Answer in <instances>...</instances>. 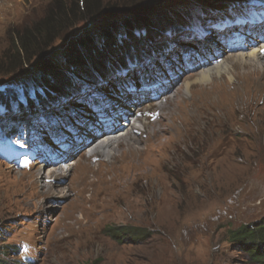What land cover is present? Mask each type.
I'll list each match as a JSON object with an SVG mask.
<instances>
[{"label":"rangeland","instance_id":"obj_1","mask_svg":"<svg viewBox=\"0 0 264 264\" xmlns=\"http://www.w3.org/2000/svg\"><path fill=\"white\" fill-rule=\"evenodd\" d=\"M97 1V15L75 11L17 66L19 36L57 4L70 13L77 0H0V140L20 138L48 162L66 150L62 168L80 159L79 136L110 122L113 108L121 112L156 90L136 103L147 108L141 130L167 129L169 112L156 106L167 86L176 93L182 79L228 61L246 38L264 41V0ZM243 72L236 67L232 82L197 84L172 105L165 97L157 103L175 107L176 122L150 164L133 172L115 159L113 169L87 154L82 176L60 185L70 197L41 195L35 210L20 202L18 188L53 164L0 158V257L8 264H258L228 237L264 222V89ZM89 113L103 119L89 121ZM122 226L148 230L149 238L119 243L105 233Z\"/></svg>","mask_w":264,"mask_h":264},{"label":"bare ground","instance_id":"obj_2","mask_svg":"<svg viewBox=\"0 0 264 264\" xmlns=\"http://www.w3.org/2000/svg\"><path fill=\"white\" fill-rule=\"evenodd\" d=\"M263 22L264 21L262 20V22L260 23ZM258 33L261 34L258 35L259 37L264 38L263 31ZM253 43L254 44L249 43V41H247L246 38V45L244 47L234 48V49H239L240 52L239 50L238 52L237 51L233 52V54L230 55L231 60L228 58V61H226L225 59L221 64L219 65L217 64L216 66L206 67L205 65L203 68H200L202 69L201 73L197 75L198 77L194 81L189 80V78H187L186 80L182 79L181 80L182 84L178 89L176 88L177 90L176 93L172 92L174 90L168 88L167 86V88L164 89L165 92L156 99L157 110H160L161 112H165V111L169 112L167 129L161 128L159 130H156L149 128V130L146 131L141 130V129H146L148 125L147 123H143L145 118L140 119L142 118L141 115H143L142 112L147 108L137 106L138 104L136 103H140L143 100V98L144 99H146V97L150 98L151 94L155 93L156 90L150 92L147 91L146 93H143V98L141 100H137L136 98L134 99L136 101L134 106H137L135 108L137 110L136 111L137 117H135L136 119H134L135 120L134 123H128V125L125 128H123V126H125L126 123L118 124V122L116 121L119 118V116H120L119 121L123 119V117H121V115L118 114L119 108L117 109L113 108L114 114L113 116H110L108 118L110 119V122L105 123L103 125L100 124L99 127L94 126L93 129H91L90 131H88L87 129L86 131L83 132L84 134L82 136L81 135L79 136L81 137L80 139H82V143L74 144V145L75 147H78L79 149L78 151L79 153H81L80 159L73 161L71 164H67L66 168H62L60 165L57 166L56 165L57 161L50 160V162H48L47 160H42V162L44 163H41V166H45V165L49 166L51 164H55V165L50 166L51 170L47 171L46 174H43V169L40 167L36 171V173L33 174L34 179H36V181L31 182L29 179L28 184L23 182L19 186L18 191L22 193V196L20 197L22 198V201L20 202L24 204L26 203L27 205L26 209L29 211L38 208L39 197L41 195L44 196L46 194L45 196L49 195V197L52 196V198H61V199H66L70 197L69 194L70 187L62 188L60 185L66 178H68V180L70 181L71 177H72L71 180H73V178L82 176L83 173L81 172L85 170V165H83L84 163L80 161L83 156L87 157V154L88 156H90L89 157L90 159L106 158L108 160L107 161L108 165L111 166L113 169H115V167L118 168L117 164L119 163L121 164L120 167L122 166L132 167L134 172L140 168H143L145 166V162L148 161V164H150V161L153 160V157L160 153V149L164 146L165 140L168 139L167 136L163 140V138L165 137L163 133H168V132L170 133L174 129V123L176 122V118L172 112L175 110V107L174 109H171L167 105H163V103L157 104L162 102L163 101L162 99L164 97L166 99L167 104L171 103L169 105H172V103L175 102V98L178 97V94L181 95V99H184L185 96H187L191 92V88L194 85L199 84V86H202L205 83L208 85L215 84L216 82L222 81L225 78H227L228 81L232 82L235 79L236 67L244 68L246 72H243L242 74L246 76V79L249 80L255 79L258 88L264 89V41L260 43L259 39L258 40L253 39ZM210 55H212V53H210ZM172 84L173 82H170V85ZM178 84L179 83H176L174 84V86H177ZM136 96H138V93L136 94ZM154 104H152V106L150 105L149 108L154 107L155 106ZM126 108L127 107L125 106L122 110L124 111ZM128 111H129V107L127 108L126 112ZM161 117L163 116H160V118ZM138 124H139V128L137 127ZM127 127H129V129H126ZM77 132H79V130H77ZM145 135H146V139L145 141H142L141 137H144ZM123 146L125 147V149L122 152H119V154H116L118 148ZM60 154L58 160L61 159L62 161L63 160L62 157L66 153L61 152ZM115 159L119 161L117 164L115 162ZM71 160L72 159L66 161V163ZM38 163L39 162H37L36 164ZM99 164H97L96 166H99ZM34 167L35 165L31 166L30 169H33ZM73 172L74 174H72ZM4 173L5 172L0 169V174H4ZM36 182L37 183L41 182L39 187L41 189H45V191H42L40 193L36 192L35 190ZM27 202L29 203L27 204Z\"/></svg>","mask_w":264,"mask_h":264},{"label":"trees","instance_id":"obj_3","mask_svg":"<svg viewBox=\"0 0 264 264\" xmlns=\"http://www.w3.org/2000/svg\"><path fill=\"white\" fill-rule=\"evenodd\" d=\"M80 2L83 4L82 6H80ZM76 5H74V8L69 13L62 4H57L56 10L51 11L43 22L34 26L31 30H26L19 36L14 47L17 66L22 65L25 59L29 60L31 51L33 50L31 47L41 38V35L51 37L55 28L67 22L76 12L94 16L100 11V4L97 0H77ZM47 101L49 100L47 99ZM105 233L119 243H121L120 239L125 240V238H128L129 242H140L149 238L148 230L131 226L108 227ZM228 237L231 242L238 243L241 248L250 253L258 264H264V251L260 254L261 250H264V222L260 227L244 226L238 230H231ZM2 248L5 247H0V250ZM8 263V261L0 257V264Z\"/></svg>","mask_w":264,"mask_h":264}]
</instances>
